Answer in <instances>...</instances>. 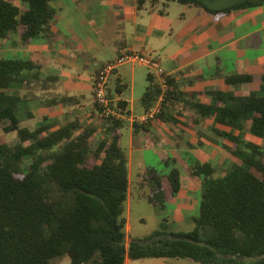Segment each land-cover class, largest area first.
<instances>
[{"label": "trees", "instance_id": "trees-1", "mask_svg": "<svg viewBox=\"0 0 264 264\" xmlns=\"http://www.w3.org/2000/svg\"><path fill=\"white\" fill-rule=\"evenodd\" d=\"M21 1L24 8L12 0H0V38L18 32L21 42L27 43L47 28L52 18L49 0ZM176 1L215 14L264 2ZM32 65L28 60L0 57V264H57L64 256L69 257L68 264H124L126 256L189 258L201 264H264V148L243 136L245 121L250 120L248 134L264 139V75L259 91L236 95L206 90L211 103L194 105L201 116H213L215 122L229 127L228 131L212 127V131L231 143L227 148L238 161L225 174L215 175L211 161L193 160L188 172L201 179L193 227L155 229L126 245L128 160L118 133L123 122L103 118L107 135L95 145L90 142L92 135H71L69 126L46 135H41L44 126L21 127L16 112L19 97L12 87L21 71ZM251 80L249 74L225 76L231 87ZM115 90L121 92L120 83ZM158 92L155 83L147 86L141 98L145 110ZM177 94L171 87L154 120L175 121L164 112ZM111 105L128 115L125 102ZM149 122L136 123L134 128L146 129ZM12 131L18 141L9 145L5 134ZM24 159L31 160L27 168L22 165ZM166 176L168 188L154 172L151 179L156 187L145 195L161 207L181 187L177 167H171Z\"/></svg>", "mask_w": 264, "mask_h": 264}, {"label": "crops", "instance_id": "crops-1", "mask_svg": "<svg viewBox=\"0 0 264 264\" xmlns=\"http://www.w3.org/2000/svg\"><path fill=\"white\" fill-rule=\"evenodd\" d=\"M12 1L21 8L26 6L21 0ZM175 2L181 7L175 8ZM49 9L52 18L47 28L29 42L22 43L18 32L0 38V57L28 60L33 64L21 71L20 80L12 87V92L19 97L16 112L20 126L29 130L44 126L41 135L69 126L73 129L71 135H92L90 142L95 145L96 135H101L100 138L107 135V124L99 116L93 99L97 70L125 51L151 54L160 61L171 87L178 92L164 112L175 121L157 119L149 122L146 129H135L136 123L129 121V115L145 111L141 101L143 93L151 82L156 84L152 70L146 65L121 63L112 70L107 82L112 102H125L129 112L126 115L116 109L123 117L118 119L123 122L118 130L119 143L122 128L130 134L129 148L122 147L128 160L126 202L130 195L132 164L138 166V195L144 198L156 187L151 179L154 172L169 187L166 175L174 166L181 175L179 191L166 199L162 207L154 205L162 210L168 207L170 213L188 218L192 223V217L197 214L192 213L194 200L184 197L185 189H194L186 177H192L188 172L191 165L186 175L179 158L185 163L192 156V148L198 155L199 145L210 147L211 142H206L204 135H217L212 127L229 130L228 126L215 122L213 116H201L194 105L211 103L206 90L233 91L236 95L260 90L264 75V2L218 14L176 0H49ZM230 74H249L253 80L231 87L225 82V76ZM118 83L122 86L121 92L115 90ZM12 134L17 135L15 131ZM148 157L156 159L163 168H157ZM146 183H151L153 192H147ZM125 219L128 245L132 238L126 216ZM133 260L147 264L194 262L178 257L131 259L126 256L124 264H134Z\"/></svg>", "mask_w": 264, "mask_h": 264}, {"label": "rangeland", "instance_id": "rangeland-1", "mask_svg": "<svg viewBox=\"0 0 264 264\" xmlns=\"http://www.w3.org/2000/svg\"><path fill=\"white\" fill-rule=\"evenodd\" d=\"M174 7H181V5L177 2L174 3ZM172 7L171 12L174 13L175 9ZM250 124V120L245 121V132L243 136L246 139L252 140L255 143L259 144L264 148V139H257L248 133V127ZM228 128V127H227ZM205 129L207 131L209 130V126L206 125ZM2 130L0 129V135L2 134ZM190 136V135H188ZM194 136V135H192ZM199 137L200 135H195ZM205 141L211 142V145L205 146V145H199L200 146V154L196 155L193 152L192 148V156L190 158H187V161L184 163L181 158L180 159V166L181 169L187 172L188 165H193L194 161L197 160L199 162L205 161V159H210L211 163L214 165L216 172L215 175H223L225 172L230 168V166L237 162L238 159L231 155V153L228 150V146L231 145V143L221 138L218 135H204ZM98 137L100 138L101 135H96V139L93 141L94 144L98 142ZM5 138L9 145H13L18 141L17 135L12 134L10 132L9 134H5ZM207 138V139H206ZM193 139V138H192ZM211 139V141L209 140ZM129 142H130V134L129 131L125 128L121 129V137H120V144L124 149L129 148ZM227 143V144H226ZM212 151V152H211ZM135 152V151H134ZM211 152V154H209ZM198 153V152H197ZM195 154V155H194ZM156 160V159H155ZM153 160L151 157H148V161L151 162L153 165H155L157 168H163V165L157 164V162ZM30 159H24L22 162V165L27 168L30 164ZM190 164H189V163ZM138 170L137 164H132L131 171H130V195L128 198V202H126L125 207V216L129 222L130 230H129V236L131 238H140L143 237L155 229L163 228L167 231H175V230H188L191 227H193V222H188L184 218H180L179 216H175L173 213H170L168 207L167 210H162L159 206H156L152 203H150L146 198L140 197L138 195V184L137 180L139 177L136 175ZM189 181H192L191 185H194V189L189 188L185 189L184 191V197L191 198L194 200L192 202V213L197 212L198 208V198L201 191V179L199 176H192L188 177ZM146 190L147 192H153V189L151 188V183H146ZM134 264H147L146 262H141V260H133ZM69 263V257L65 256L63 257L57 264H68ZM193 264H201L199 262H193Z\"/></svg>", "mask_w": 264, "mask_h": 264}, {"label": "built area", "instance_id": "built-area-1", "mask_svg": "<svg viewBox=\"0 0 264 264\" xmlns=\"http://www.w3.org/2000/svg\"><path fill=\"white\" fill-rule=\"evenodd\" d=\"M124 62H139L146 65L152 70L158 87V95L152 106L138 115H129L128 119L132 123H144L153 121L161 112L167 94L171 89L169 76L160 61L151 54L141 53L137 51H125L115 57L113 60L103 63L96 72L93 81V99L99 108V116L101 118L114 117L115 119L123 118L122 115L112 107V100L107 95V82L112 70L119 64Z\"/></svg>", "mask_w": 264, "mask_h": 264}]
</instances>
